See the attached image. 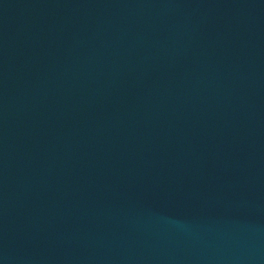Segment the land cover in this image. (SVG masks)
Segmentation results:
<instances>
[{"label": "water", "instance_id": "water-1", "mask_svg": "<svg viewBox=\"0 0 264 264\" xmlns=\"http://www.w3.org/2000/svg\"><path fill=\"white\" fill-rule=\"evenodd\" d=\"M0 264H264V0H0Z\"/></svg>", "mask_w": 264, "mask_h": 264}]
</instances>
